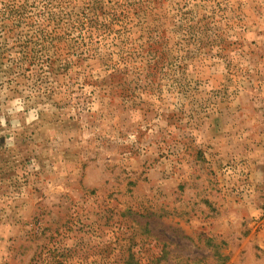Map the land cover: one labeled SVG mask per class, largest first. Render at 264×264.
Listing matches in <instances>:
<instances>
[{"label": "rangeland", "instance_id": "374dc122", "mask_svg": "<svg viewBox=\"0 0 264 264\" xmlns=\"http://www.w3.org/2000/svg\"><path fill=\"white\" fill-rule=\"evenodd\" d=\"M264 264V0H0V264Z\"/></svg>", "mask_w": 264, "mask_h": 264}, {"label": "trees", "instance_id": "16d2710c", "mask_svg": "<svg viewBox=\"0 0 264 264\" xmlns=\"http://www.w3.org/2000/svg\"><path fill=\"white\" fill-rule=\"evenodd\" d=\"M225 259H227V257H224V256L220 255V259H219L220 262H219V264H224Z\"/></svg>", "mask_w": 264, "mask_h": 264}]
</instances>
